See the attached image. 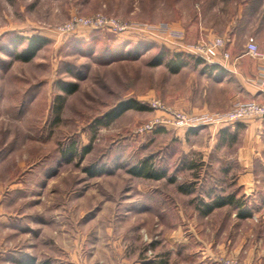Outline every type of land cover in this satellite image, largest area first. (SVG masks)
Masks as SVG:
<instances>
[{"label": "rangeland", "instance_id": "1", "mask_svg": "<svg viewBox=\"0 0 264 264\" xmlns=\"http://www.w3.org/2000/svg\"><path fill=\"white\" fill-rule=\"evenodd\" d=\"M257 36L264 0H0V264H264V133L248 126L262 118L221 124L248 103L230 107L185 51L221 37L237 53ZM225 42L214 58H231ZM128 99L150 110L97 123ZM201 115L216 118L186 124ZM145 158L167 177L128 173ZM232 194L250 217L205 213Z\"/></svg>", "mask_w": 264, "mask_h": 264}, {"label": "crops", "instance_id": "2", "mask_svg": "<svg viewBox=\"0 0 264 264\" xmlns=\"http://www.w3.org/2000/svg\"><path fill=\"white\" fill-rule=\"evenodd\" d=\"M256 43L260 47L261 54L257 57L248 54L245 45L241 51L233 53L225 42V47L230 51L231 58L228 61L216 58L223 66L218 63L211 65L203 60L199 61L197 74L205 79L209 87L225 88L227 92L224 98L230 107L240 106L244 103H264V45L260 42L259 37ZM215 118L201 115L198 120L200 124L208 125L215 121ZM220 118L222 116L218 115L216 119ZM248 126L253 132L264 133V118L259 122H251Z\"/></svg>", "mask_w": 264, "mask_h": 264}, {"label": "trees", "instance_id": "3", "mask_svg": "<svg viewBox=\"0 0 264 264\" xmlns=\"http://www.w3.org/2000/svg\"><path fill=\"white\" fill-rule=\"evenodd\" d=\"M24 40L23 38L20 39L22 42ZM28 44L24 51H22L21 54L18 55V59L22 62H30L39 53V50L42 49L45 45H47L48 40L45 37L42 36H33L30 38H27ZM165 55H161L159 57V63L163 62ZM201 59H197L196 61L199 62ZM169 67L170 70L173 72H179L184 66L185 61L182 58L181 54H176L172 57L170 60ZM64 91L67 95H70L72 93H75L77 91V87L74 85L69 84V86L64 88ZM129 110H137V111H143V110H150V107L145 105L144 103H139L135 99H128L127 101H123L119 103L116 107H114V110L106 113L103 118L99 119L97 121L98 124L101 125H109L111 124L115 119L119 118ZM229 130V127H226L222 133L225 134V138L232 139V141L236 140V135H229L227 131ZM86 152L89 151V148H86ZM129 174L141 178V179H151L159 181L161 179H165L167 177V172L162 169H158L152 162L151 158H145L144 160L140 161L139 163L133 165L129 171ZM170 182L174 183L176 180L169 179ZM185 190V189H184ZM187 192V191H186ZM227 205H233L239 208L240 213L239 215L241 218H247L251 216V210L248 206H245V202L237 199L236 195L232 194L228 197H219L215 202L205 205V213L209 214L212 213L214 210L218 209L219 207L227 206ZM243 210V211H241ZM34 264V263H31ZM46 264V263H45Z\"/></svg>", "mask_w": 264, "mask_h": 264}, {"label": "built area", "instance_id": "4", "mask_svg": "<svg viewBox=\"0 0 264 264\" xmlns=\"http://www.w3.org/2000/svg\"><path fill=\"white\" fill-rule=\"evenodd\" d=\"M81 24L83 23L84 25L87 26H92V27H97V26H106L108 27L110 30L112 29L115 32H119L121 33L123 31V28L120 26V24H118L116 21H101V20H97V23H95V21L93 20H86V19H81L80 20ZM211 44V49L212 51L214 49H221L224 46V39L221 37H215L213 39L212 42H210ZM247 53L250 54L253 57H257L260 56V47L258 46V44L255 42V40H249V42L247 43ZM208 46V44L206 43V41H204V45H199V47H187L186 46V52L196 56V57H200L201 59H203L205 62L214 65V64H221L223 66L222 63H220L216 58L213 57V55L210 53V48ZM182 48V47H181ZM224 58L226 60H228L230 58L229 53H226ZM153 107L157 108V104L153 105ZM171 114H174L173 112L168 111ZM178 119H180V116L177 114H174ZM249 117H261L264 118V104H258V103H248V104H244L242 106H240L238 109L234 110L233 112H231L228 116L222 117L220 119H218V121L221 124H230V123H238V122H243L245 121L247 118ZM186 124L189 127H201V125L199 122H192L190 123V121L186 122ZM186 125V126H187ZM152 129V127H150ZM226 264H231V263H226Z\"/></svg>", "mask_w": 264, "mask_h": 264}]
</instances>
